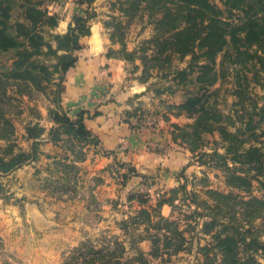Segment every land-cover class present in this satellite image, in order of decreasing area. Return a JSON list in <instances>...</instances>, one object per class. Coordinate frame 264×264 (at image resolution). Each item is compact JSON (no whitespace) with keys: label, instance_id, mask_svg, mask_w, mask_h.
I'll return each mask as SVG.
<instances>
[{"label":"crops","instance_id":"0c3cea01","mask_svg":"<svg viewBox=\"0 0 264 264\" xmlns=\"http://www.w3.org/2000/svg\"><path fill=\"white\" fill-rule=\"evenodd\" d=\"M61 2L47 9L60 17L51 32L63 35L74 16L84 12L71 0ZM100 3L95 1L97 16L90 23L91 34L83 39L85 47L74 53L78 61L72 68L62 73L52 67L54 58H41L51 74L50 81L38 85L28 78L11 77L15 53L0 55V156L6 161L23 152L33 157L8 173H0V264H64L62 254L73 252L95 233L126 244L123 261L138 250L149 255L153 250L149 236L156 230L151 227L149 233L147 224L133 230L121 227L144 209L139 202H128L129 195L149 187L144 184L146 177L161 182L169 196L180 186L185 170L194 174L200 170L194 166L190 149L172 135V125L185 126L193 119L175 115L170 110L175 102H169L168 92L155 90L152 78L142 81L140 60L132 63L134 76H130L128 61L108 56L110 50L118 51L121 46L111 40L112 32L106 27L109 9L103 13ZM129 32L126 42L132 52L138 42ZM50 42L57 49V43ZM52 112L65 114L72 121L91 112L85 124L96 144L60 130L56 137L59 126ZM95 112L100 114L95 116ZM29 128H36L37 134L30 136ZM118 163L137 171L126 186L115 178L116 173L127 171L118 168ZM56 184L67 186V191L62 193ZM211 186L202 189H213ZM149 204L145 207L152 212L154 204ZM159 215L178 219L176 207L170 204L163 205ZM158 221L153 213L152 223ZM102 227L109 230L101 232Z\"/></svg>","mask_w":264,"mask_h":264},{"label":"trees","instance_id":"16d2710c","mask_svg":"<svg viewBox=\"0 0 264 264\" xmlns=\"http://www.w3.org/2000/svg\"><path fill=\"white\" fill-rule=\"evenodd\" d=\"M94 1L76 0L79 7L88 5L89 9H85L84 16L75 15L68 32L60 35L51 32L58 26L60 17L50 14L42 0H0V55L14 52L16 59L9 75L28 78L38 85L50 81L51 74L41 60L48 57L56 60L52 67L62 73L72 68L78 61L74 53L85 47L83 39L91 34L90 23L97 16L90 10ZM113 8L128 21L112 16V22H106L107 28L111 25L114 29L112 42L121 46L118 51L110 50L108 56L123 57L131 63L140 60L144 82L154 75L160 76L161 81H171V85L157 89L160 94H175L178 90L175 86L186 89L184 101L171 105L170 110L175 115H187L193 122L185 126L172 125L173 139L181 140L192 153H198L202 164L214 162L221 167L230 189L228 193L206 189L203 198L198 193L188 192L184 171L181 177L186 183L159 200L152 212L145 207L149 201L145 195L131 193L128 202L137 200L144 209L127 223L134 227L147 224L148 231L151 227L155 229L149 236L153 243L150 255L167 254L171 259L185 249L187 238L180 230L179 221L161 217L159 210L165 204L177 208L175 201L180 199V194L187 200L190 195L193 204L204 209V212L196 209L192 218L202 219V231L212 234L215 242L212 247L201 248L207 259L205 264H215L219 255V264H257L252 253L264 256V242L260 239L264 234V197L253 195V189L257 183L264 193V142L259 132L264 124V96L259 97L261 102L250 97V85L253 80L262 85L264 79V0H221V5L215 0H118ZM137 17L149 20L153 35L129 52L126 30ZM51 39L57 43V49L53 48ZM59 51L64 54L59 55ZM187 58L186 67L175 65L176 60ZM227 75L236 81L235 115L220 110L215 99L218 95L215 87ZM52 114L59 126L56 137L60 130L80 141L96 144L85 124L91 112L81 113L76 121L65 114ZM99 114L95 112V116ZM214 133L221 138L223 154L218 150L201 151L205 146L204 136ZM29 134L36 135V128H29ZM32 158L25 152L10 161L0 156V173H8ZM116 166L128 170L119 174L123 186L138 175L135 168L119 163ZM2 193L0 186V195ZM153 213L159 217L157 223H152ZM258 220L263 221L260 228L254 226ZM174 238L179 241L174 251L160 247L163 240L166 248L171 247ZM107 242L110 244L99 250L85 242L72 252L74 257L68 264H153L149 255L140 250L123 261L124 244L116 240ZM243 253L244 258H241Z\"/></svg>","mask_w":264,"mask_h":264},{"label":"rangeland","instance_id":"374dc122","mask_svg":"<svg viewBox=\"0 0 264 264\" xmlns=\"http://www.w3.org/2000/svg\"><path fill=\"white\" fill-rule=\"evenodd\" d=\"M44 2V8H47L48 5H56L57 1L54 2L55 0H42ZM65 1V0H62ZM72 2H74L76 4V8L79 7V5L76 3V0H71ZM96 1V0H95ZM95 1L93 3V6L91 7V11L96 12L95 8H96V4ZM118 0H101L100 3V7L103 13L107 12V8L109 9V13L106 14L107 16V20L108 22H112V16H119V12L116 11V8L114 7L115 2H117ZM55 4H53V3ZM61 2V0H60ZM216 3H218L219 5H221V0H215ZM62 4V2H61ZM80 9H82V11H86L87 9H89L88 5H84L83 7H79ZM86 9V10H85ZM116 14V15H115ZM85 13L82 15L84 16ZM121 15V14H120ZM17 18V17H16ZM119 21L122 22H127L128 20L125 19L124 17H120ZM107 22V23H108ZM149 20L147 18H140L137 17L134 20H132L130 22V27L126 30L127 35L130 34V30H131V38H133L135 41L134 42H138L137 44V49L143 44V42L145 40H148L152 37L153 35V28L148 24ZM108 28L111 30V32L114 31V29L112 28V26H108ZM189 59H186L185 61H175V65L179 66L180 68H184L187 66ZM134 65L131 62H128V67H127V71L128 74H130V76H134ZM172 76V75H171ZM171 76L169 78V80L171 79ZM152 79L154 80L153 82V86L156 89H161V88H165L168 85H171L172 82L171 81H166V79H163L162 81L160 80V76H156L154 75L152 77ZM263 84L259 85L255 80L252 81L251 85H250V97L256 98V100L258 99L259 102H261L262 100L259 99V97L264 96V79L261 81ZM190 87V86H189ZM178 88L177 92L175 94H172L170 92H168L167 96H169L170 100L169 102H176L179 100H182L185 98L186 96V89H184V87H177L175 86V89ZM192 88V87H190ZM215 89L218 90V95L215 96V99L217 100L218 103V107L220 110H222L224 113L226 114H230V115H235L233 113V110L236 109V102L238 101V98L236 97V95L234 94V91L236 90V81L235 79L231 76V75H227L224 79H222L215 87ZM214 90V89H213ZM173 95V96H172ZM168 102V101H167ZM249 102V101H248ZM247 102V103H248ZM160 106H163V103H160ZM260 134H262L261 140L264 142V124L263 127L259 130ZM221 138L219 136L218 133H214V134H207L204 136V147H206L205 152L209 153L208 151L211 150L210 153L214 152L215 150H218L221 154L224 153V149L222 147L221 144ZM193 154V163L194 166L199 168L200 170L197 173H186L187 171L185 170V176L188 180V184H187V190L188 192H195L200 194L203 198L206 197L205 195V189L202 187L204 186H208V185H212L211 187L214 190H219V191H223L228 193L230 191H228V187L226 186L225 183V172L222 171L221 167H218V165L214 162H209L208 164H202L200 162L199 158V154L198 153H192ZM127 169V168H126ZM128 173V170L125 172ZM124 173V174H125ZM115 178L116 180L120 178V175H118V173L115 174ZM121 179V178H120ZM206 180V182L204 183V181ZM122 180V179H121ZM204 180V181H203ZM158 180L154 181L152 180V178L150 179H146L144 180V184L145 183H149L150 185H148L149 187L147 188H143L142 190H138L135 191L134 193L136 194H140V195H145L149 201L146 204V207H148L151 204H154V207H156L157 203L159 200H161L162 198H164V196L168 197V193L164 191V189L162 188V186L159 184L161 182H157ZM180 185L186 183L185 180L181 177L180 175ZM158 183V184H157ZM56 188H59V191L66 192V187L64 185L61 184H56ZM156 185V186H155ZM196 189H200L199 191ZM253 195L259 196V197H264V193L258 189L257 187V183H255L254 185V189H253ZM188 198H190L189 200L192 201L191 196L188 195ZM187 199H185V196L183 194H180V199L178 200V202L176 203V213H177V217L178 219H174V220H178V224L180 227V230L184 232L186 238H187V242L185 244V249H183L182 251H180V254H172L173 256L170 258H168L169 256L167 254H165L164 256H152L149 254V259L152 260L153 264H205L206 263V258L204 256V252L202 253L201 248H207V247H212L214 246L215 242H214V238L212 234H206L202 231V219H198L195 220V218H192V216L194 215V211L196 209H198L199 212H204L203 208H197L196 205L193 204V201H189ZM136 202H138L137 200H135ZM96 212V211H94ZM94 216H97L96 214H94ZM189 216V217H188ZM188 217V219L186 218ZM92 222L93 224H95V220H97V218H92ZM129 221V220H128ZM197 221H199L197 223ZM128 224V226H126ZM263 225V221L262 220H258L254 226L256 228H260ZM94 226V225H93ZM105 226V224H104ZM121 227H129L130 229H132L134 226H131L130 223H124L121 224ZM249 227V226H248ZM98 229V228H97ZM101 232L103 231H108L109 229L107 227H102V229H100ZM133 230V229H132ZM149 233H151V230H149ZM165 233V232H163ZM97 233H95L96 235ZM100 234V232L98 233ZM167 235L172 236V234L170 232H166ZM94 237H90L89 240H87V242H89V244L94 245L96 247H100V246H105L107 243L110 244V242H107L111 239H109V237H103V235L99 236L96 235ZM261 241L264 242V234H262L261 236ZM125 241V240H123ZM122 241V242H123ZM179 241L176 240L174 238L173 241V245L169 248L165 247V242L164 240L160 243V247L164 248V249H169L170 251H174L175 248L177 247ZM153 244V243H152ZM124 246H126V244H124ZM214 255V253H213ZM245 253L241 254L240 257L244 258ZM252 255L255 257L257 264H264V256L261 253H252ZM72 257H74V254L72 252H70L69 254H62V261L64 262V264H68L71 260ZM164 259H166L164 261ZM217 261L216 263L219 264V262L221 261L220 259V255L218 257H216ZM215 263V264H216Z\"/></svg>","mask_w":264,"mask_h":264},{"label":"built area","instance_id":"2783aa9c","mask_svg":"<svg viewBox=\"0 0 264 264\" xmlns=\"http://www.w3.org/2000/svg\"><path fill=\"white\" fill-rule=\"evenodd\" d=\"M120 179V178H119ZM122 180L120 179V182H121Z\"/></svg>","mask_w":264,"mask_h":264}]
</instances>
